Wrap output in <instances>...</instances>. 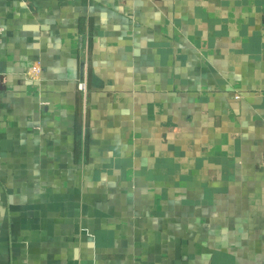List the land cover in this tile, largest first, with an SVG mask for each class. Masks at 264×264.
Instances as JSON below:
<instances>
[{
  "label": "crops",
  "instance_id": "obj_1",
  "mask_svg": "<svg viewBox=\"0 0 264 264\" xmlns=\"http://www.w3.org/2000/svg\"><path fill=\"white\" fill-rule=\"evenodd\" d=\"M0 264H264V0H0Z\"/></svg>",
  "mask_w": 264,
  "mask_h": 264
},
{
  "label": "built area",
  "instance_id": "obj_2",
  "mask_svg": "<svg viewBox=\"0 0 264 264\" xmlns=\"http://www.w3.org/2000/svg\"><path fill=\"white\" fill-rule=\"evenodd\" d=\"M42 72L41 62H35L25 74L28 80H36ZM78 90L86 97L88 93V83L86 78L78 82Z\"/></svg>",
  "mask_w": 264,
  "mask_h": 264
}]
</instances>
